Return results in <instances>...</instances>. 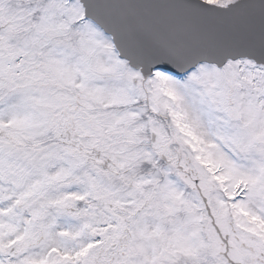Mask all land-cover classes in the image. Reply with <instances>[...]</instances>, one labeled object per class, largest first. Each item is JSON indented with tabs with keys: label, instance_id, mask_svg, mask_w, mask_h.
I'll list each match as a JSON object with an SVG mask.
<instances>
[{
	"label": "snow or ice",
	"instance_id": "obj_1",
	"mask_svg": "<svg viewBox=\"0 0 264 264\" xmlns=\"http://www.w3.org/2000/svg\"><path fill=\"white\" fill-rule=\"evenodd\" d=\"M0 264H264V0H0Z\"/></svg>",
	"mask_w": 264,
	"mask_h": 264
}]
</instances>
